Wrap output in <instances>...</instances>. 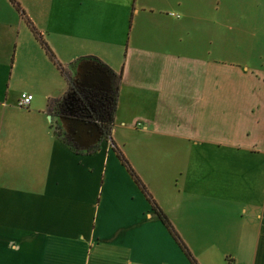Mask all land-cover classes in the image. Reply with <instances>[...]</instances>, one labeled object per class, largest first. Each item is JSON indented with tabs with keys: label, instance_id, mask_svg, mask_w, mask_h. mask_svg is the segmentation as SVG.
<instances>
[{
	"label": "crops",
	"instance_id": "crops-1",
	"mask_svg": "<svg viewBox=\"0 0 264 264\" xmlns=\"http://www.w3.org/2000/svg\"><path fill=\"white\" fill-rule=\"evenodd\" d=\"M16 2L55 61L0 0V264H192L113 142L197 264H264V0ZM80 60L122 76L92 154L50 107Z\"/></svg>",
	"mask_w": 264,
	"mask_h": 264
},
{
	"label": "trees",
	"instance_id": "trees-1",
	"mask_svg": "<svg viewBox=\"0 0 264 264\" xmlns=\"http://www.w3.org/2000/svg\"><path fill=\"white\" fill-rule=\"evenodd\" d=\"M16 9L20 12L21 16L25 19L26 23L28 24L31 32L34 34V36L41 42L42 46L44 47L45 51L49 55V57L55 61V56L52 53V51L47 47L48 45L45 43V41L42 39L41 34L36 30L35 26L32 24V22L29 20V18L25 15V11L21 8V6L16 2V0H10ZM83 60H80L79 62H75L72 64L73 74L68 75L65 70L58 64L60 71L62 74L67 76V79L69 80V91L62 99H55L50 101V107H52V112L58 116V118H61L63 116V113L68 110V107H70V102L76 103V108H74L76 111V114L80 116L81 119H86L90 117L91 120H93L98 126L99 129L103 132V138L105 139H112V133H113V127L115 124V112H117V104H118V96L120 95V83L122 80L121 74H117L113 72L111 69H109L105 64H102V62L96 60L98 63V67H100L103 71L107 73L110 80L109 87L103 89V90H94V91H88L85 93V95L82 96L81 101L77 100H70L74 94L76 93L75 85L73 82V76H74V70L76 69V66L78 63H81ZM61 125L57 123L55 125V132L58 137L62 138L64 143L69 146L71 149H73L74 152L80 153V149L77 145L73 143V140L68 137L60 127ZM113 142V141H112ZM112 143L113 149L117 153V155L120 158L121 163L128 169L130 174L132 175V178L135 180V183L141 188L143 191V194L146 196V198L150 201L152 205V210L158 215V217L161 219V221L165 224L166 228L169 230V232L172 234V236L176 239V242L181 247L182 251L186 254L187 258L192 264H197V261L194 259V256L189 251V249L186 247V245L182 242L181 237L178 235V233L174 230V228L171 226V222L168 220L166 215L161 211L158 204L153 200L151 197V194L149 193L148 188L145 186V184L138 178V175L136 174L135 170L132 168V166L127 161V158L125 155L121 152V150ZM98 149L97 147H93L90 150H88L89 154H92L95 150Z\"/></svg>",
	"mask_w": 264,
	"mask_h": 264
},
{
	"label": "flooded vegetation",
	"instance_id": "flooded-vegetation-1",
	"mask_svg": "<svg viewBox=\"0 0 264 264\" xmlns=\"http://www.w3.org/2000/svg\"><path fill=\"white\" fill-rule=\"evenodd\" d=\"M89 63V61L81 63L79 66L76 67L75 69V75L73 78V82L75 85V90L76 93L74 94L70 100H77L78 102L81 101L82 96L85 95L88 91H94V90H103L106 87L98 80L99 77L97 74L90 68H86ZM94 66H97L96 64L93 63ZM75 105L77 104L70 102V107H68V110L63 113V118H71L73 119L72 121H66L64 126H61V128L64 130L65 134L70 137L75 144H79L76 142L75 138L71 134L73 131H75L77 128H80L86 123H92L94 124L95 122L90 119V117L86 119H81L79 115L76 114V111H74L76 108ZM82 122V123H81ZM86 122V123H85ZM96 124V123H95ZM80 144H83L81 142ZM79 146V145H78Z\"/></svg>",
	"mask_w": 264,
	"mask_h": 264
},
{
	"label": "water",
	"instance_id": "water-1",
	"mask_svg": "<svg viewBox=\"0 0 264 264\" xmlns=\"http://www.w3.org/2000/svg\"><path fill=\"white\" fill-rule=\"evenodd\" d=\"M86 68L92 69L97 76L99 77V81L105 86L109 87L110 85V78L105 71H103L100 67L94 66L92 61H89ZM71 118H59V123L61 126H64L66 121H72ZM82 123V122H81ZM86 123V122H85ZM75 138L76 142L79 143L78 145L84 149H90L91 147L97 145L103 139V132L99 129L97 124H90L86 123V125L77 128L75 131L71 133ZM83 142V144H80Z\"/></svg>",
	"mask_w": 264,
	"mask_h": 264
},
{
	"label": "rangeland",
	"instance_id": "rangeland-1",
	"mask_svg": "<svg viewBox=\"0 0 264 264\" xmlns=\"http://www.w3.org/2000/svg\"><path fill=\"white\" fill-rule=\"evenodd\" d=\"M216 39H217V41H215L214 46H215V52H216L217 57H219V56L223 57L226 49H227V52L225 55L226 57L228 55H230V57L238 55L237 51L239 52V49L241 47V39L240 38H236L235 36H232V37L231 36H229V37L218 36ZM21 63H22V58H21L20 64ZM74 75H75V70H74Z\"/></svg>",
	"mask_w": 264,
	"mask_h": 264
},
{
	"label": "built area",
	"instance_id": "built-area-1",
	"mask_svg": "<svg viewBox=\"0 0 264 264\" xmlns=\"http://www.w3.org/2000/svg\"><path fill=\"white\" fill-rule=\"evenodd\" d=\"M34 100V97L27 93H21L19 100H18V106L22 109H29L32 102Z\"/></svg>",
	"mask_w": 264,
	"mask_h": 264
}]
</instances>
